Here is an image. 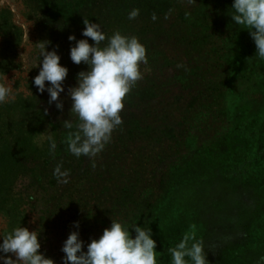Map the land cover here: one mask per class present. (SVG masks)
<instances>
[{"label":"rangeland","instance_id":"374dc122","mask_svg":"<svg viewBox=\"0 0 264 264\" xmlns=\"http://www.w3.org/2000/svg\"><path fill=\"white\" fill-rule=\"evenodd\" d=\"M202 2L0 0V83L16 95L0 104V129L18 121L23 103L38 93L39 43L50 42L48 51L58 46L65 67L75 46L69 36L94 43L82 36L84 19L108 37H137L147 49L141 66L151 69L94 160L72 155L70 135L62 138L58 158L68 183L22 175L0 193V243L26 227L37 231L40 252L63 264L74 222L87 251L113 220L151 228L158 264H172L169 249L185 236L189 246L202 244L206 264H262L264 59L248 29L232 21L233 0H211V14ZM133 9L139 15L130 20ZM207 18L214 27L204 31ZM65 23L83 26L67 32Z\"/></svg>","mask_w":264,"mask_h":264},{"label":"clouds","instance_id":"9594fccd","mask_svg":"<svg viewBox=\"0 0 264 264\" xmlns=\"http://www.w3.org/2000/svg\"><path fill=\"white\" fill-rule=\"evenodd\" d=\"M195 2V0H190ZM230 15L236 26H243L255 43L256 54L264 59V0H233ZM139 9L129 13L134 20ZM152 19L155 21V14ZM82 36L90 38L77 41L74 35L69 41L75 46L70 49V59L76 65H87L88 71H81L77 76V86L68 89L72 101L71 113L78 118L76 131L69 137L68 150L77 158L81 156L94 160L112 139L113 132L123 124L122 111L124 101L136 83L143 78L141 65L148 63L147 49L137 37L122 35L119 31L111 37L99 23L84 19ZM107 43L101 47L102 43ZM50 42L39 43V74L33 83L40 95L47 92L49 105L55 103L57 110H63V103H57L65 92L64 82L69 69L61 65L57 49L48 51ZM47 82V83H46ZM16 95L11 86L0 83V104L14 102ZM63 127H74L70 120L63 122ZM55 143L51 148L54 150ZM62 165L54 170L59 182L68 183V171H62ZM95 167V165H93ZM73 231L62 247L65 254L63 264H158L157 244L152 238L151 228L129 227L125 223L113 221L100 238L93 239L87 245L80 238L79 222H74ZM133 232L135 236L133 237ZM189 237L184 239L169 252L172 264H206V255L200 242L189 246ZM194 240V238H191ZM0 243V264H55L40 252L41 243L37 231L26 227H17ZM11 254V255H8ZM15 257V259H13ZM264 264V259H262Z\"/></svg>","mask_w":264,"mask_h":264},{"label":"trees","instance_id":"16d2710c","mask_svg":"<svg viewBox=\"0 0 264 264\" xmlns=\"http://www.w3.org/2000/svg\"><path fill=\"white\" fill-rule=\"evenodd\" d=\"M211 4V0H203V10ZM205 6V7H204ZM211 14L209 7L205 8ZM188 12L183 11L181 17L184 19ZM207 17L206 14H204ZM97 20L93 19V22ZM204 25V27H203ZM67 32L69 30L78 31L82 23L63 24ZM204 31L214 27V24L207 18V23L202 24ZM109 35V34H108ZM105 44L102 43L101 47ZM69 69V77L64 82L65 92L61 94L59 101L62 102L63 110H57L55 103L49 105V96L47 92L43 95L37 93L33 100L23 103L20 113V119L13 124H6L0 129V193L5 195L12 190L16 181L24 176L37 175L40 178H55L53 170L58 165L67 168L66 163L60 162L58 155V144L61 143L64 136L71 135L76 131L75 125L78 118L71 113L72 101L67 92L70 87L77 86V76L85 70L87 65L71 64L66 66ZM150 68L141 66V72L145 76ZM149 74V73H148ZM47 83V82H46ZM70 120L74 127L66 129L63 122ZM47 140L44 141V137ZM52 143L56 144L55 149L51 148ZM66 156V155H65ZM57 159V164L55 162ZM39 167V169H38ZM63 168V167H62Z\"/></svg>","mask_w":264,"mask_h":264}]
</instances>
